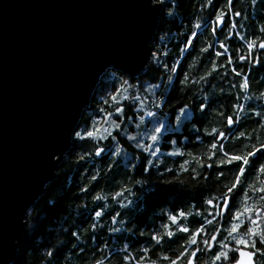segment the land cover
<instances>
[{
    "label": "trees",
    "instance_id": "1",
    "mask_svg": "<svg viewBox=\"0 0 264 264\" xmlns=\"http://www.w3.org/2000/svg\"><path fill=\"white\" fill-rule=\"evenodd\" d=\"M204 2L205 0H178L177 13L174 12L171 17L160 15L155 36L150 44L151 52L157 50L159 45V52L165 53L159 58L160 65L149 60L145 72L137 78L111 69L117 72L116 78L113 79L106 72L94 92L90 108L83 113L79 123L90 124L94 114L97 117L103 114L100 109L111 111L108 105L104 104L105 94L120 87L123 80H128L129 84L139 89L138 92L131 89L132 95L144 94V89L154 86L151 93H154L155 97L163 95L167 103L161 109L154 110L155 118L145 116V123L139 129L143 135L152 127L150 122L154 119L161 120V117L165 116L162 120L170 130L162 129L159 134L160 140L155 146L160 149L158 156L148 157L147 153L136 149L126 137L120 136L116 131L114 134L121 145V152L116 157L111 155L115 151V144L110 139L90 140L82 142L81 148H70L59 164L55 179L46 186L43 195L31 207L30 223L26 222L22 244L10 264H49V261L53 264H96L97 260L102 264H127L123 261L125 255H129L132 264H136L138 256L142 255L140 250L145 247L150 248L149 259L156 260L157 264H167V261L163 260L165 254L173 256L174 251L178 253L181 250V245L192 247L185 244L187 234L177 232L171 242L165 238L166 242L152 251L151 235L162 233L164 231L162 225L168 222L167 214L178 211H184L186 214L178 223L195 230L203 223L205 217L211 220L217 211V208L205 205L204 200L213 196L219 199L223 186L231 185L236 171L232 165L221 169L224 175L218 179L216 169H201L194 160V157H199L204 163H208L207 146L211 142V137L206 136V132H210L213 127L227 129V125L214 110L224 111L229 115L236 111L240 117L231 131L226 132L229 139L223 141L229 151L243 153L257 141H264V123L253 114L264 113V101L258 98V92L264 91V70L258 68L250 70L247 62L241 65L244 71L250 72L249 80L252 87L247 93L239 90L240 78L228 75L225 82L224 69H218L220 75L214 73L208 81L201 84L190 83L183 92L180 90L178 79L174 83L167 80L169 73L163 65L171 66L173 62L179 61L176 75L183 78L185 74H189V80L195 81L207 70L215 51H224L226 57L230 56L236 64H241L235 60L236 49H240L239 54L248 55L249 50L243 46L245 37L252 39L262 35L260 28L264 26V0H256L255 3L253 0H232L231 11L240 15L231 17V23L236 24L235 31L243 35L239 38L235 35L228 36L227 24L223 31H218L217 36H213L208 28H202V34L194 40L193 47L188 52L181 53L182 42L191 33L193 25L201 23L204 16L211 11L205 9L201 12L200 6ZM227 3L228 0H215L214 6L231 16L228 8L224 7ZM160 37H163V40ZM220 42L227 44L226 50L219 48ZM209 43L212 45L210 52L201 54L200 48L206 47ZM253 55L264 58V54L259 52H253ZM194 57H199L203 63L195 61ZM217 59L219 63H224V58ZM189 64H195V67L190 70ZM209 102L211 107L201 116L199 104ZM185 103H189V108L186 109L188 114L176 127L178 109ZM122 104L124 119L120 123L126 124L128 117H132L133 121L128 130L135 133L136 120L144 113L136 109L135 101L125 100ZM233 104L243 105L244 108L234 110L231 107ZM146 110H153L151 103ZM101 125L107 126L103 121ZM240 132H244L245 135L239 137ZM197 136L200 140L196 139ZM97 145L105 149L101 156L90 155L82 161L76 159L77 153H94ZM175 150H179L181 155H169ZM149 158L158 163L150 165V171L145 172L144 164ZM183 160H188L189 165L186 166V171L181 172L179 165ZM108 165L112 167L109 168ZM192 167L210 173V176L200 175L193 181ZM165 168L171 169V173L164 171ZM93 175H96L97 179L89 184V179ZM136 180L142 183H134ZM263 180L264 175L258 172L248 174L241 181V187L235 194L231 211L243 212L246 206L261 207L260 193L253 191L249 185L261 188ZM85 185L88 186L86 192H81L80 189ZM121 188L128 191L123 192L121 197L114 201L113 194ZM93 196H102L103 199L94 200ZM120 200L124 201V207H121ZM94 210L102 212V216L96 221L98 227L95 229L91 227ZM197 211L200 212L198 216ZM113 215H117L116 221L112 220ZM214 224L215 222L212 225H205L206 234L210 235L213 232ZM113 228L117 231H111ZM129 228L132 231L126 230ZM72 231L79 232V240L71 236ZM141 232L145 234L140 235ZM102 245L105 247L102 248ZM49 250H52V256L47 255ZM199 258V264H211L209 253L201 251Z\"/></svg>",
    "mask_w": 264,
    "mask_h": 264
},
{
    "label": "water",
    "instance_id": "2",
    "mask_svg": "<svg viewBox=\"0 0 264 264\" xmlns=\"http://www.w3.org/2000/svg\"><path fill=\"white\" fill-rule=\"evenodd\" d=\"M160 15L149 0H0V264L14 260L105 69L145 72Z\"/></svg>",
    "mask_w": 264,
    "mask_h": 264
},
{
    "label": "snow or ice",
    "instance_id": "3",
    "mask_svg": "<svg viewBox=\"0 0 264 264\" xmlns=\"http://www.w3.org/2000/svg\"><path fill=\"white\" fill-rule=\"evenodd\" d=\"M256 0H253L255 3ZM215 0H205V2L200 6L201 12L205 9H211V11L204 16V19L201 23H197L193 25L191 33L187 36L186 40L182 42V46L180 48L181 53L188 52L192 47L194 40L201 35L202 28H208L211 31L213 36L218 35V29L223 30L225 25L227 24V34L228 36L235 35L237 38L242 36V33H238L235 31L237 25L231 23V17L239 16L238 12H232L230 8V4L232 0H228V3L224 5V7L228 8L231 16L225 14L224 11L216 8L214 6ZM176 0H149V6L154 7L156 12L161 13L162 17H171L174 15V8L170 5H175ZM215 13V15H212ZM260 33L262 35L257 36L255 38L249 39L245 37L244 47H246L248 51V55L239 54L240 49H236V61H240L241 64H236L234 59L230 56L226 57L224 51H215L213 55V59L208 66L207 70L204 71L202 75L199 76L195 81L189 80V74H185L183 78H180L176 74L178 73V63L179 61L173 62L171 66L164 64L163 67L169 73L167 76V80L169 83H174L177 79L179 80V84L181 85V91L183 92L185 88L188 87L190 83L201 84V82L208 81V78L216 75H220L217 71L218 69H224L223 79L225 82L227 81L228 75H233L239 79V90L241 92L247 93L252 84L249 80L250 72L244 71L241 66L244 62H247L250 70L260 69L264 70V58L259 56H254L253 52H259L264 54V26L260 28ZM163 40V37H160ZM212 45L209 43L206 47L200 48V53L204 54L206 52H210ZM227 44L224 42L219 43V48L221 50L227 49ZM159 45H157V50H153L149 57L151 63L160 65V57L165 55V53L159 52ZM217 58H224V63H219ZM195 61L203 63L199 57L193 58ZM227 65V67H225ZM195 67V64H189V69L191 70ZM108 74L115 79L117 72L111 70V66L105 69ZM117 71H120L117 69ZM154 86H149V88L144 89V94L140 95H132L131 89H134L135 86L129 84L128 80L121 81L120 87L115 88L110 93L105 94L104 104L108 105L111 111H105L104 109H100L103 113L102 115L94 114L93 119L90 124H79L78 122H74L69 131L68 142L71 144V148H81L83 146L82 142L86 141H104L105 139H110L115 144V151L112 152V156L116 157L118 153L121 152V145L117 140V136L114 134V131L119 132L120 136L126 137L127 141L131 142L136 149H139L141 152L147 153L148 157H157L160 149L155 147L156 144L160 140V133L162 129L170 130L166 128V122L161 120H153L152 127L145 132L143 135L140 132H130L128 130L129 125L132 124L133 118L128 117V121L126 124H121L120 121L124 119L123 112L124 106L122 104L125 100L135 101V107L137 110L143 112V115H140L136 120V127L140 128L141 125L145 123V116L155 118L156 112L155 109H161L164 104L167 103V99L160 95L159 97H155L154 93H151V88ZM135 91H139V89H135ZM186 94V93H185ZM151 96L152 98H148ZM258 98L261 101H264V91L258 92ZM251 99V97H249ZM149 103L152 105L153 110H146L148 108ZM211 107V102L208 104L200 103L198 109L203 116L208 109ZM234 110L243 109V105L233 104L231 106ZM189 108V103H185L183 107L178 109L179 113H184L186 109ZM249 108L251 106L249 105ZM215 114L221 118L224 124L227 125V129H218L213 127L210 132H206V136L211 137V142L208 144V151L206 159L208 163H204V160L199 157H194L195 163L199 168H214L216 169V177L219 179L223 177L224 173L221 169L227 167L228 165H232L233 168L236 169L234 173V179L231 182V185H224L223 189L219 193V199L215 196L207 198L204 200V204L209 207L218 208V211L212 215V219L209 220L205 217L203 223L199 225V227L195 228V230H190L188 227L184 226L178 221H181L185 218L186 214L184 211H178L174 214H167V223L162 225L164 231L162 233H154L151 235V247L152 251H154L155 247L162 246L167 238L168 242H171L175 237L177 232L187 234V239L185 241L186 245H190L192 247H186L181 245V250L177 252H173V256L164 255L163 260L167 261V264H199V253L201 251L207 252L210 254L211 264H264V207H245L243 212L239 210L232 212V201L235 199V194L238 189L241 187V181L253 171L258 172L261 175H264V141H257V143L253 144L246 152L236 153L229 151L227 146L223 143L224 140L229 139V136L226 132L231 131L232 126L236 124L240 117L236 111H233L231 115L227 114L224 111L214 110ZM113 114H115V118H113ZM260 122L264 123V113L254 112ZM101 121L107 126L102 127ZM180 117L177 116V123L179 124ZM245 135L244 132L239 133V137H243ZM239 137H232V139H238ZM197 140H200V137H196ZM154 149V150H153ZM105 151L104 148L97 145L95 147L94 153L83 152V154L77 153L76 159L78 161H82L85 157L90 155L101 156V154ZM171 156L181 155L179 150L171 151L169 153ZM189 155H191L189 153ZM255 157V159H253ZM52 160H59V156L53 155ZM154 163H158V161H154L153 159H147L144 164L143 170L145 172H149V166ZM189 165L188 160H183L179 165V169L181 172L186 171V166ZM109 168L112 165H108ZM164 171L171 173V169L165 168ZM192 179L196 180L197 176L209 177L210 173L198 171L197 167L191 168ZM97 176L93 175L89 179V184L92 181L96 180ZM175 179V177H173ZM136 184L142 183V181L136 180L134 181ZM164 183H169V181H164ZM253 189V191L258 193H264V187L255 188L253 185H249ZM88 186L85 185L80 189L81 192H86ZM127 189L121 188L120 191H117L113 194V200L115 201L117 197H121L123 192H127ZM103 199L102 196L97 197L93 196V199ZM259 199L264 201V195L259 196ZM121 207H124V201H119ZM32 215V209H28V214L25 217V222L30 223V217ZM118 215V214H117ZM117 215L112 216V220H117ZM196 215H200V212L197 211ZM211 215V214H210ZM102 216V212L99 210H94V218L91 227L95 229L98 227L97 220ZM225 217L228 223L227 228H223L216 224L214 231L209 235L205 232V225H212L217 217ZM122 224L123 221H120ZM127 231H132V229H126ZM111 231H117V229L113 228ZM227 233V235H224ZM145 233L141 232L140 235H144ZM219 234V235H218ZM224 235V239H220L219 236ZM71 236L76 240L80 239V235L78 231H72ZM228 241H231L230 244ZM197 245H202V247H195ZM102 248L105 245L101 246ZM142 255H139L136 264H157L156 260L149 259L150 248L145 247L140 250ZM48 256H52V250L47 252ZM123 261L127 262V264H132L131 257L129 255H125L123 257ZM49 264H53L52 261H49ZM96 264H102L101 261L97 260Z\"/></svg>",
    "mask_w": 264,
    "mask_h": 264
},
{
    "label": "flooded vegetation",
    "instance_id": "4",
    "mask_svg": "<svg viewBox=\"0 0 264 264\" xmlns=\"http://www.w3.org/2000/svg\"><path fill=\"white\" fill-rule=\"evenodd\" d=\"M171 7L174 8V12L177 13V10H178V0H176V4L175 5H170ZM199 10V9H198ZM197 10V11H198ZM172 19V18H171ZM225 29V27H224ZM223 29V30H224ZM223 30H219L218 31H223ZM262 186L264 187V180L262 182ZM260 195H264V193H260ZM261 207H264V201L261 200ZM218 211V208L216 209ZM235 212V211H233ZM241 212V211H240ZM216 224H218L219 226L223 227V228H227L229 225L227 223V220L225 217L221 216V217H217L216 218V221H215V224H214V228L216 226ZM262 227H264V225H262ZM214 231V230H213ZM219 235V234H218ZM224 235H227V233H225ZM224 235H220L219 238L220 239H224ZM230 244L232 243L231 241H228ZM200 259V258H199ZM203 259V258H201ZM207 263V262H206ZM205 264V263H204Z\"/></svg>",
    "mask_w": 264,
    "mask_h": 264
},
{
    "label": "rangeland",
    "instance_id": "5",
    "mask_svg": "<svg viewBox=\"0 0 264 264\" xmlns=\"http://www.w3.org/2000/svg\"><path fill=\"white\" fill-rule=\"evenodd\" d=\"M135 89H138V88H137V87L134 88V92H137V91H135ZM187 114H188L187 110H186L184 113H178L177 116L180 117V122H179V124L177 123V116H176V118H175V126H176V127H178V126H179V125L185 120ZM185 115H186V116H185ZM161 119H165V116L161 117ZM151 125H152V124H151ZM152 126H153V125H152ZM136 132H140V129L137 128V129H136ZM136 132H135V133H136Z\"/></svg>",
    "mask_w": 264,
    "mask_h": 264
}]
</instances>
